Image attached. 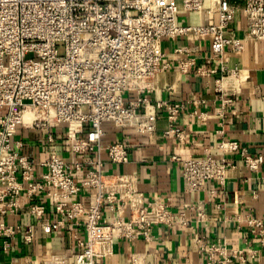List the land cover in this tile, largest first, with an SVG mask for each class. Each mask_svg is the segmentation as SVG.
Instances as JSON below:
<instances>
[{
    "label": "built area",
    "instance_id": "built-area-1",
    "mask_svg": "<svg viewBox=\"0 0 264 264\" xmlns=\"http://www.w3.org/2000/svg\"><path fill=\"white\" fill-rule=\"evenodd\" d=\"M180 14H197L201 21L183 24ZM240 19L242 34L234 25ZM188 36L208 40L210 46L198 66L201 45L178 47L181 71L195 68L205 75L220 71L221 78L237 76L238 69L228 65L224 54L242 51L248 40H264V0H0V215L16 212L25 195L28 212L42 217L44 206L37 198L43 191L63 217L59 223L82 221L86 237L76 264H94L96 257L107 256L116 238H149L156 225L185 224L183 212L173 210L168 199L146 202L133 174L104 170L107 164L127 163L129 152L122 139L103 145L101 136L106 123L152 135L155 108L166 107L168 117L176 118L181 104H153L143 94L170 66L164 43ZM130 94L136 98L128 99ZM222 102L231 103L232 98L223 97ZM20 130L22 135L36 132L49 146L45 158L37 161L23 152ZM170 132L182 136L177 127L164 134ZM57 133L63 135L60 144ZM60 147H67L72 158L60 157ZM219 148L233 152L237 144L222 141ZM174 159L181 163L189 191L202 190L211 179L223 183L233 166L225 157L210 154ZM262 161L244 155L250 170ZM36 166L45 170L38 175ZM83 189L95 191L89 206L77 199ZM125 207L127 218L122 215ZM197 218H204L199 206ZM245 221L251 230L259 229L264 245V217L247 216ZM14 232L0 221L4 247ZM24 237L31 240L29 227ZM200 249L208 257L204 264H231L244 250L252 251H229L225 243L203 241ZM49 264L67 263L65 257L54 256Z\"/></svg>",
    "mask_w": 264,
    "mask_h": 264
},
{
    "label": "crops",
    "instance_id": "crops-1",
    "mask_svg": "<svg viewBox=\"0 0 264 264\" xmlns=\"http://www.w3.org/2000/svg\"><path fill=\"white\" fill-rule=\"evenodd\" d=\"M178 21L196 24L201 19L197 14H180ZM234 25L242 34L244 21L240 19ZM197 44L203 48L197 55L198 66L209 49L208 40L188 36L164 43L170 66L155 77L153 89L143 94L153 104L156 100L171 106L181 104L175 119L168 117L166 107L155 108L156 130L152 135L106 123L101 136L103 145L122 139L129 152L127 163L107 164L104 170L133 174L146 202L168 199L173 210L183 212L186 223L156 225L149 238L143 235L129 241L116 238L111 252L105 257H96L94 264H204L208 257L201 251L200 241L225 243L229 251L252 250H244L242 257H235L231 264H264L259 229L251 230L245 221L247 216L264 217V40H248L242 51L226 52L224 59L231 68L238 69V75L224 78L220 71L205 75L195 68L186 72L179 69L177 59L181 54L176 49ZM220 78L222 91L217 85ZM223 97L232 98V102L223 103ZM127 98L135 99L136 95L130 94ZM172 127L179 128L181 138L173 132L164 134ZM22 134L20 130L17 137L26 143L23 152L37 161L45 158L49 146L38 139L37 133ZM61 137L57 133L58 144ZM222 141L236 142L237 151L223 152L219 148ZM206 154L225 157L233 166L227 170L223 183L211 179L202 190L189 191L183 181L181 163L174 157ZM59 155L65 160L72 158L67 147H60ZM244 155L261 157L263 161L256 170H250L244 163ZM35 170L39 175L45 169L36 166ZM94 195V190L83 189L77 199L89 206L94 202ZM29 202L23 195L16 212L0 215V221L15 231L7 238L9 246L4 247V238L0 239V264H49L54 256L65 257L67 264H76L75 257L82 251L80 242L86 237L82 221L59 223L63 217L55 213L53 198L46 197L43 191L37 198L44 206L42 217L28 212ZM198 206L204 211L202 220L197 218ZM103 214L106 219L111 217L109 212ZM122 215L129 217L127 207ZM27 227L32 234L30 241L24 237Z\"/></svg>",
    "mask_w": 264,
    "mask_h": 264
}]
</instances>
